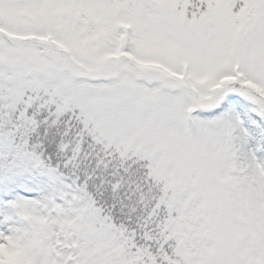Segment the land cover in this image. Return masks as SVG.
<instances>
[{
    "label": "snow or ice",
    "instance_id": "1",
    "mask_svg": "<svg viewBox=\"0 0 264 264\" xmlns=\"http://www.w3.org/2000/svg\"><path fill=\"white\" fill-rule=\"evenodd\" d=\"M0 264H264V0H0Z\"/></svg>",
    "mask_w": 264,
    "mask_h": 264
}]
</instances>
